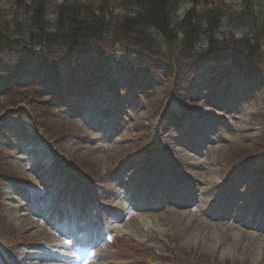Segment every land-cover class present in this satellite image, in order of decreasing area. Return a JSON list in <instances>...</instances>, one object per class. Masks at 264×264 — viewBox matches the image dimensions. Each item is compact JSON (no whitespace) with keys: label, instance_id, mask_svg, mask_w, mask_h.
I'll return each mask as SVG.
<instances>
[{"label":"rangeland","instance_id":"obj_1","mask_svg":"<svg viewBox=\"0 0 264 264\" xmlns=\"http://www.w3.org/2000/svg\"><path fill=\"white\" fill-rule=\"evenodd\" d=\"M27 2L0 0V27L21 42L34 29ZM49 2L116 18L132 7ZM193 7L219 8L215 35L235 40L264 18V0H183L178 14ZM93 58L53 71L31 56L20 87L0 83V264H264V69L205 61L179 100L171 78L157 86L147 67Z\"/></svg>","mask_w":264,"mask_h":264},{"label":"trees","instance_id":"obj_2","mask_svg":"<svg viewBox=\"0 0 264 264\" xmlns=\"http://www.w3.org/2000/svg\"><path fill=\"white\" fill-rule=\"evenodd\" d=\"M182 1L127 0V7L132 6L130 14L116 18L89 2L60 3L50 12L49 0H30L24 8L32 9L28 20L34 29L22 38L24 45L19 37L0 27V63L6 65L5 69L1 67L0 83L6 89L20 87L19 83H12L18 69L29 66L37 71L27 61L31 56L44 64L53 62L54 70L61 60L94 55L92 61L97 65L130 61L136 67H147L158 74V81H154L157 86L164 77L171 78L175 96L182 100L178 83L192 72L197 73L205 61L241 57L247 62L246 67L264 69V18L256 21L259 33L251 28L250 34L235 40L215 35L216 24L224 15L219 8L193 7L180 17ZM50 14L55 16L50 18Z\"/></svg>","mask_w":264,"mask_h":264},{"label":"bare ground","instance_id":"obj_3","mask_svg":"<svg viewBox=\"0 0 264 264\" xmlns=\"http://www.w3.org/2000/svg\"><path fill=\"white\" fill-rule=\"evenodd\" d=\"M200 145H204V143L203 142H201L200 143ZM122 200V197H119V200ZM255 217L253 218V223H256V222H258L260 219V214L259 213H256L255 215H254ZM69 230H71V229H69ZM76 238V237H75ZM77 239V238H76ZM81 239H83V238H81ZM85 239H86V237H85ZM81 245H83V243L81 244ZM76 253V252H75ZM73 254L72 252H70V251H64V254H65V256H69V258H71V259H74V260H77V258H78V255H76V254ZM69 263H73L71 260H70V262Z\"/></svg>","mask_w":264,"mask_h":264}]
</instances>
